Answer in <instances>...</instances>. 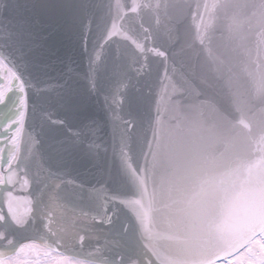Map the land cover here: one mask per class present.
Instances as JSON below:
<instances>
[{
	"label": "water",
	"instance_id": "95a60500",
	"mask_svg": "<svg viewBox=\"0 0 264 264\" xmlns=\"http://www.w3.org/2000/svg\"><path fill=\"white\" fill-rule=\"evenodd\" d=\"M0 56V257L199 264L264 228V0H0Z\"/></svg>",
	"mask_w": 264,
	"mask_h": 264
},
{
	"label": "flooded vegetation",
	"instance_id": "af4514ba",
	"mask_svg": "<svg viewBox=\"0 0 264 264\" xmlns=\"http://www.w3.org/2000/svg\"><path fill=\"white\" fill-rule=\"evenodd\" d=\"M39 247L25 245L15 255L0 260V264H97ZM214 264H264V234L237 255Z\"/></svg>",
	"mask_w": 264,
	"mask_h": 264
}]
</instances>
